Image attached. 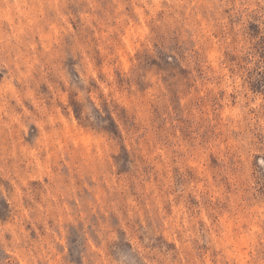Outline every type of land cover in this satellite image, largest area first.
I'll return each mask as SVG.
<instances>
[{"label":"clouds","instance_id":"9594fccd","mask_svg":"<svg viewBox=\"0 0 264 264\" xmlns=\"http://www.w3.org/2000/svg\"><path fill=\"white\" fill-rule=\"evenodd\" d=\"M0 264H264V0H0Z\"/></svg>","mask_w":264,"mask_h":264}]
</instances>
